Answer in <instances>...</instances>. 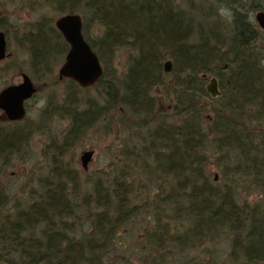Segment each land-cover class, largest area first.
I'll return each mask as SVG.
<instances>
[{"label": "trees", "instance_id": "trees-1", "mask_svg": "<svg viewBox=\"0 0 264 264\" xmlns=\"http://www.w3.org/2000/svg\"><path fill=\"white\" fill-rule=\"evenodd\" d=\"M44 1L60 15L82 12V35L103 74L91 87L96 99H81L68 80L55 111L69 125L61 143H51L49 175L24 206L0 212V264H107L116 239L136 224L143 264H202L193 251L202 246L211 256L207 246L218 239L230 243V264H264V34L252 19L264 0ZM94 24L103 31L91 39ZM19 43L36 79L69 49L45 17ZM117 49L128 51L121 75ZM211 77L220 97L206 91ZM158 91L169 99L164 107ZM104 116L124 117L129 143L109 173L81 179L65 151ZM31 132L26 124L0 126V174ZM139 162L151 164L154 194L132 181ZM208 166L219 170L218 181ZM242 184L257 197L241 199ZM84 223L89 230L77 236Z\"/></svg>", "mask_w": 264, "mask_h": 264}, {"label": "rangeland", "instance_id": "rangeland-1", "mask_svg": "<svg viewBox=\"0 0 264 264\" xmlns=\"http://www.w3.org/2000/svg\"><path fill=\"white\" fill-rule=\"evenodd\" d=\"M256 13L252 15L253 21H255ZM75 14L83 19L81 11ZM61 16L63 15H60L44 0H0V20H2L1 24L5 26V29L0 31L6 36L7 54L9 55L7 59L0 62V90L6 86L20 83L22 74L28 75L37 89L35 96L28 102L25 119L18 123L19 126L26 124L32 129L30 139L21 153L1 169L0 190L6 198V205L5 209H0V212L13 210L15 206H24L28 202L29 194L32 191H39V181L47 177L51 170V143L60 144L69 125V120L58 116L55 111L56 105H60L62 102L68 86V79H58V71L64 63V56L52 64L51 73L36 79L31 74L29 56L25 50L21 49L19 43L21 34L27 32L35 21L45 17L55 23ZM102 31L100 25L94 24L89 31L90 38H98ZM127 55V50L117 49L116 51L113 63L118 75L125 71ZM78 96L81 99H96L95 90L91 87L80 88ZM155 100L163 107L169 101L168 97L160 91L155 94ZM9 124L0 111V126ZM125 125L124 117L121 118V123L117 119L110 120L108 116L102 117L93 127L86 129L77 140H74L70 148L65 151L64 162L68 163L72 170L78 172L81 179H84L86 174L94 179L101 174L109 173L111 165H115L120 160L118 153L129 143L130 131L125 128ZM136 129L134 128V130ZM84 151H93V157L87 170L81 167L80 162V156ZM150 170L149 162H139L138 166L134 167L132 171L134 174L131 173V176L133 177L132 181L138 187L140 186L144 191L149 188L151 195L155 193L156 185L151 182V175H148ZM206 172L210 175L212 182L218 181L219 170L216 167L208 166ZM240 190L241 199L247 201H252L258 195L246 184H242ZM139 191L140 189H138ZM144 191H141L143 195ZM85 214L86 212L79 211L78 215L83 218ZM88 230L89 225L84 223L83 227L77 230V236ZM140 231L139 224H136V227H130L127 232H123L116 239L114 250L110 254L107 264H143L140 259L146 256L141 251L140 242L142 241L140 239L142 238L138 236ZM207 247L214 251L211 256L215 262H210L211 264H230L228 262L230 252L228 240L218 239L214 247L211 248L210 245ZM134 251L136 252L134 253ZM204 251L202 246L193 251V255L202 264L211 257ZM183 258L180 257L181 261ZM175 259H177V255L174 257Z\"/></svg>", "mask_w": 264, "mask_h": 264}, {"label": "water", "instance_id": "water-1", "mask_svg": "<svg viewBox=\"0 0 264 264\" xmlns=\"http://www.w3.org/2000/svg\"><path fill=\"white\" fill-rule=\"evenodd\" d=\"M255 22L264 34V12L255 14ZM56 29L68 44V52L64 63L58 71V79H70L80 88L94 86L102 77L103 68L89 44L82 35V19L77 14H67L55 22ZM5 34L0 31V61L8 58ZM163 69L170 73L172 62L167 60ZM206 91L212 98L220 97L218 81L211 77L206 85ZM36 88L26 74L21 75V82L0 90V111L9 121H19L25 116L24 103L33 97ZM93 157V151H84L80 156L81 167L87 170Z\"/></svg>", "mask_w": 264, "mask_h": 264}, {"label": "flooded vegetation", "instance_id": "flooded-vegetation-1", "mask_svg": "<svg viewBox=\"0 0 264 264\" xmlns=\"http://www.w3.org/2000/svg\"><path fill=\"white\" fill-rule=\"evenodd\" d=\"M65 15H67V14H65ZM56 22V21H55ZM5 38H6V36H5ZM7 42V41H6ZM66 56V55H65ZM65 56H64V59H65ZM5 59H7V58H5ZM4 59V60H5ZM4 60H2V61H4ZM2 61H0V62H2ZM28 76V75H27ZM29 77V76H28ZM30 78V77H29ZM30 80H31V78H30ZM68 80H70V79H68ZM31 82H32V80H31ZM33 83V82H32ZM34 85V84H33ZM10 86V85H9ZM7 87V86H6ZM35 87V86H34ZM5 88V87H4ZM36 93H37V89H36ZM35 93V94H36ZM35 94L33 95V97L35 96ZM32 97V98H33ZM32 98H30L29 100H27L25 103H24V109H25V116H24V118L23 119H21V120H19V121H9L6 117V120L9 122V123H11V124H14V123H19V122H21V121H23L24 119H25V117H26V114H27V105H28V102L32 99ZM2 112V111H1ZM3 113V112H2ZM4 115V114H3ZM5 116V115H4Z\"/></svg>", "mask_w": 264, "mask_h": 264}]
</instances>
